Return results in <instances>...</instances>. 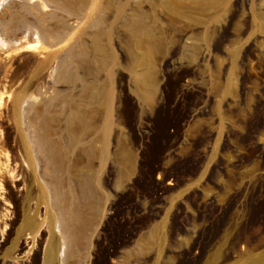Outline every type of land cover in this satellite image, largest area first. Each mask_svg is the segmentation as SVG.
<instances>
[{
  "label": "rangeland",
  "instance_id": "rangeland-1",
  "mask_svg": "<svg viewBox=\"0 0 264 264\" xmlns=\"http://www.w3.org/2000/svg\"><path fill=\"white\" fill-rule=\"evenodd\" d=\"M53 183L76 264H264V0H0V264L62 263Z\"/></svg>",
  "mask_w": 264,
  "mask_h": 264
},
{
  "label": "bare ground",
  "instance_id": "bare-ground-1",
  "mask_svg": "<svg viewBox=\"0 0 264 264\" xmlns=\"http://www.w3.org/2000/svg\"><path fill=\"white\" fill-rule=\"evenodd\" d=\"M36 112V111H35ZM13 113L15 114V107L13 106ZM37 113V112H36ZM74 118V117H73ZM35 120V119H34ZM42 120H44V118H42ZM41 120V121H42ZM39 125H37L36 127V133L35 131H33L35 133V136L33 137L34 139V144L36 146V149L46 155V156H49L48 158L50 157H53L55 155V150H54V147L53 145L47 140L46 138V133L43 134V132H41V129L43 131H46L43 129V127H45V125L47 124H44V122H42ZM47 123V122H45ZM44 124V125H43ZM46 129V127H45ZM34 135V134H33ZM50 140V139H49ZM74 143V142H73ZM71 144V143H70ZM70 146H73L70 145ZM56 147V146H55ZM56 149V148H55ZM57 151V150H56ZM62 152V151H61ZM58 153V152H56ZM60 153V152H59ZM62 156V155H61ZM58 158V157H57ZM55 159V158H52V160ZM50 162V161H49ZM54 162V161H53ZM52 164V163H51ZM55 164V163H53ZM54 170V169H53ZM5 179V177L3 178ZM7 184V182H4ZM29 183V182H28ZM58 183V182H57ZM56 185V183H53ZM82 184V183H81ZM62 185V184H61ZM86 187V192L88 191V186H87V183L85 184ZM51 186V184H50ZM57 186V185H56ZM53 187L50 189V192L48 193L51 200L52 201V204L54 205L55 207V210L57 212V222L60 223L59 225V228H60V233H61V236L64 240V243L63 245H65V256L64 258L62 259V263L61 264H76V254L79 253V245L77 246V240L75 238V230L77 228H75L73 225V221H76L77 217H78V203L77 202H72V199L70 197H68L67 195H64L61 191H60V186H57V187ZM84 189V190H85ZM91 189V188H90ZM28 191V190H27ZM33 191H37V194L35 195V197L33 196L34 192ZM27 195L25 197V200L23 202V204L26 206L28 205L27 203L31 200V199H34L35 198V201H36V206L39 205V204H43L45 207L46 205L48 204L47 201H48V194L45 193L44 189L37 185L36 186V190H31L29 189V192H26ZM89 193V192H88ZM68 194V193H67ZM48 196V197H47ZM70 196V195H69ZM89 202V201H88ZM30 203V202H29ZM51 203V202H50ZM87 203V200L86 202ZM82 205V204H81ZM30 206V205H29ZM49 207V205H48ZM47 207V208H48ZM81 208V207H80ZM30 211V210H29ZM28 213V212H26ZM28 215V214H27ZM80 216V215H79ZM25 217V216H24ZM25 221L27 219H31V218H24ZM83 223V222H82ZM79 230V229H78ZM29 234L32 235L34 234L32 230L29 231ZM78 235V234H77ZM31 239V238H30ZM78 239V238H77ZM33 240V239H32ZM80 242V241H79ZM31 243V242H30ZM78 247V248H77ZM81 248V247H80ZM57 250H58V245L57 243H55L54 241H50L48 243V246H47V249L45 250V253H44V258H43V261L41 264H55V257L57 255ZM37 253V252H36ZM82 254V253H81ZM35 255V254H34ZM14 259L16 260L15 264H32L31 260H30V257H27L26 259L24 258H21L19 257V254L16 255L14 257ZM77 259L78 256H77ZM76 261V262H75Z\"/></svg>",
  "mask_w": 264,
  "mask_h": 264
}]
</instances>
